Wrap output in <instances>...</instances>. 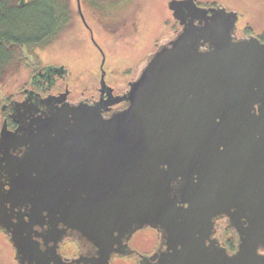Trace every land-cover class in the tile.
Instances as JSON below:
<instances>
[{
    "label": "water",
    "instance_id": "water-1",
    "mask_svg": "<svg viewBox=\"0 0 264 264\" xmlns=\"http://www.w3.org/2000/svg\"><path fill=\"white\" fill-rule=\"evenodd\" d=\"M168 8L181 29L121 106L66 92L17 102L18 128L4 123L0 228L18 264H111L146 228L160 249L139 264H264V41L239 36L240 14L224 5ZM223 217L239 236L233 254L213 238ZM67 238L76 258L61 254Z\"/></svg>",
    "mask_w": 264,
    "mask_h": 264
},
{
    "label": "flooded vegetation",
    "instance_id": "flooded-vegetation-1",
    "mask_svg": "<svg viewBox=\"0 0 264 264\" xmlns=\"http://www.w3.org/2000/svg\"><path fill=\"white\" fill-rule=\"evenodd\" d=\"M79 3L82 13L80 12ZM86 3L88 2L85 0H62V4L57 5L56 1L51 0L50 4L52 10L51 16L49 17L50 31L48 33L50 34V38L48 42L42 45L37 44L30 46H28V44H18L15 42L10 44L11 47L16 48L15 57H18L21 60L17 65L18 68L15 69L16 74L13 73L12 75L15 77V80L10 85L12 87L11 91L8 92L6 89L2 90L5 88V86L9 85V78L11 77L4 75L2 78H0V134L5 122L7 123L6 125L8 130L15 131L18 128L19 124L12 117L14 108L17 102H22L27 98L33 102L40 103L42 99H46L49 96H63V93L68 91L66 100L71 103L86 102L90 105L102 104L106 105L105 108L109 110L111 109V111L122 105V102L117 101L123 98L124 94L128 90V84L132 80H129L127 83H118L115 77H108L107 71L105 70V64L102 66L103 55L97 46V50L99 51L102 60L99 73L94 74L95 87L91 90V92L81 91L79 95L72 93L73 91L70 88L69 66H67L66 63L58 62L51 57L53 53L62 50V48L66 46V41H68V38H66L67 31L70 30L72 26L75 25V23H77L80 28L83 27L82 29L87 31L86 33L89 35L90 41H93L94 43V41H99L95 37L96 28L98 29L100 27L101 30L102 23L110 20V14H116V10L125 8L116 7L112 9L109 7L93 5L91 3H89L87 6L85 5ZM197 3L200 6L206 7H213L219 4L215 3L203 5L199 1H197ZM26 4L27 0L25 1V5H21V7H23L20 9L21 11L15 10L9 4L0 6L1 39L25 41L24 37L21 38L18 36V33L15 29L21 27L24 28L27 26L29 20L34 16L33 14H35V7L26 8ZM165 24L169 30L168 32H164V35L159 40H157L158 42L156 43L154 51L160 42L174 38L181 29L179 22L173 17H171V19ZM33 25L34 24L32 23L30 27ZM27 40L37 41L36 38H27ZM40 48L45 49V53L48 52L50 54L48 60L45 58L46 54L43 56L40 53ZM152 52L146 53V56L142 62V66H144L146 59ZM13 56L14 54L11 53V59ZM135 78L136 76L134 79ZM215 226L216 231L214 232L213 238L217 240L222 247L226 248L229 254L236 253L238 251V245L240 241L239 236L236 230H234V228L229 224L227 218L223 217L218 219ZM0 231L3 232L1 228ZM154 231L156 232L154 233L157 234V231ZM4 235L8 238L5 233ZM131 240L129 242V247L132 250V253L128 255H142L143 260L146 257H151L152 255L156 254V252L160 249L159 236L158 241L155 244H150L147 250L144 252L138 248H135L131 244ZM68 242L72 244L73 251L70 254H65L63 252V247ZM79 250L80 247L78 243L72 238H67L62 244L61 254L67 258H76L79 254ZM84 251L85 250L83 249L82 252ZM139 263L140 256L137 260V264Z\"/></svg>",
    "mask_w": 264,
    "mask_h": 264
},
{
    "label": "rangeland",
    "instance_id": "rangeland-1",
    "mask_svg": "<svg viewBox=\"0 0 264 264\" xmlns=\"http://www.w3.org/2000/svg\"><path fill=\"white\" fill-rule=\"evenodd\" d=\"M32 1L27 0V4H30ZM85 1L88 2L85 4L87 6L91 3L112 9L125 7L116 10V14H110V20L102 23L101 30L96 29L95 37L99 40L97 43L102 46L106 53L105 70L107 71V76L115 77L118 83H127L129 80H133L143 65L142 62L146 53L154 51L158 42L157 40L164 35V32H168L169 30L165 23L173 17L172 12L169 13L168 11L170 0ZM198 1L203 5L217 1V3L226 6L229 10L238 12L241 15L237 25L239 36H258V33L255 31L243 32L241 29L242 25L253 27L254 24H258L264 29V0ZM82 28L75 23L67 31L66 38H68V41H66L65 49L62 48V50L53 53L51 56L54 60L66 63L69 66L70 88L75 95H79L81 91L91 92L94 89V74L99 73L102 60L96 45L93 41H90L89 35L86 33L87 31ZM40 53L43 56L46 54L45 58L47 60L50 57V54L48 52L45 53V49L43 48H40ZM12 75L13 73L8 75L11 77L9 78L10 80L8 79L9 85L5 86L2 90L6 89L8 92L12 90L10 85L15 80V77ZM66 92L68 93V91ZM154 232L151 228L138 231L133 236L131 244L143 252L146 251L150 244H155L158 241V235ZM72 251V244L70 242L66 243L63 247V252L70 254ZM137 256L135 254L114 255L111 259V264H137V260L139 259V256ZM0 264H18L16 251L10 243L9 237L7 238L1 231Z\"/></svg>",
    "mask_w": 264,
    "mask_h": 264
},
{
    "label": "trees",
    "instance_id": "trees-1",
    "mask_svg": "<svg viewBox=\"0 0 264 264\" xmlns=\"http://www.w3.org/2000/svg\"><path fill=\"white\" fill-rule=\"evenodd\" d=\"M51 0H33L30 4H26V8H32L35 7V14H33L32 18L27 23L28 25L24 28H18L15 29L18 33V36L21 38H25V41H12L7 39H1L0 38V78H2L4 75L8 76L15 72V69H17V65L19 64L20 60L16 56V48L11 47L10 44L15 42L18 44H28L30 45H42L48 42L50 38L49 29H50V20L49 17L51 16ZM56 1L57 5L62 4V0H52ZM198 1V0H197ZM20 0H0V6L1 5H10L15 10H20ZM8 3V4H6ZM217 1H212L209 4H215ZM206 4V5H209ZM1 8V7H0ZM25 9V8H24ZM21 11V10H20ZM169 13L171 12L168 10ZM241 17V15H240ZM37 18V19H35ZM34 24L32 27H30ZM97 29V28H96ZM99 29V28H98ZM97 29V30H98ZM241 29L243 32L245 31H255L258 33V37L264 41V29H262V26H259L258 24H254L253 27H249L247 25H242ZM100 30V29H99ZM27 38H36L37 41H29ZM13 48V49H11ZM11 53L14 54L13 58L11 59Z\"/></svg>",
    "mask_w": 264,
    "mask_h": 264
}]
</instances>
